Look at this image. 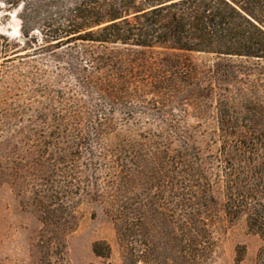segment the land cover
Masks as SVG:
<instances>
[{
    "label": "trees",
    "instance_id": "trees-1",
    "mask_svg": "<svg viewBox=\"0 0 264 264\" xmlns=\"http://www.w3.org/2000/svg\"><path fill=\"white\" fill-rule=\"evenodd\" d=\"M1 4L17 12L21 37L0 34V69L48 54L86 100L74 101L69 132H41L15 162L39 213L37 264H68L84 202L104 209L134 264H213L220 216L244 220L264 264V0ZM35 32L42 44L20 56L38 44ZM156 46L176 54H146ZM92 252L111 264L106 242Z\"/></svg>",
    "mask_w": 264,
    "mask_h": 264
},
{
    "label": "rangeland",
    "instance_id": "rangeland-1",
    "mask_svg": "<svg viewBox=\"0 0 264 264\" xmlns=\"http://www.w3.org/2000/svg\"><path fill=\"white\" fill-rule=\"evenodd\" d=\"M16 15L17 12H9L0 5V34L11 39L21 37V23ZM34 36L38 38V44L21 49L20 56H32L36 47L42 44V37L37 32ZM20 42L24 40L21 38ZM145 52L156 59L176 54L167 46H156ZM190 58L197 64L209 60V57L197 54ZM53 60L50 55L42 54L35 59L16 60L0 69V110L3 111L0 124V264L38 263L39 213L32 201L29 176L17 173L15 162L27 158L23 156L26 143L39 140L41 132L47 138L57 124L63 126L64 132H69L74 101H78L79 107L86 101L76 90L68 68ZM203 130L200 147L205 149L214 135L215 123L209 121ZM77 211L78 226L66 239L68 264H103L104 261L92 252L96 242H106L111 247L109 263L134 264L123 257L116 226L100 205L84 202ZM216 238L218 249L213 264H255L261 242L249 233L244 220L231 223L220 216ZM238 249L244 250L243 260L239 263L236 261Z\"/></svg>",
    "mask_w": 264,
    "mask_h": 264
}]
</instances>
